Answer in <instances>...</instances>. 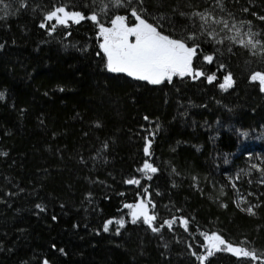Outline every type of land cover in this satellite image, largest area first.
<instances>
[{"label":"trees","instance_id":"obj_1","mask_svg":"<svg viewBox=\"0 0 264 264\" xmlns=\"http://www.w3.org/2000/svg\"><path fill=\"white\" fill-rule=\"evenodd\" d=\"M56 6L86 16L95 11L105 27L130 14L111 0H0V264H200L192 252L204 253L201 233L264 253V176L250 167L264 169V92L250 82L251 74L264 73V56L201 36L194 67L218 79L152 85L107 71L92 21L51 34L50 25L41 28ZM134 6L173 37L195 30L181 12L208 9L238 26L244 21L242 30L250 27L264 41V0ZM229 72L234 85L223 91L218 84ZM145 137L157 168L151 179L137 171L149 159ZM131 178L140 185L127 184ZM241 195L259 205L255 215L237 206ZM141 200H151L154 226L184 218L188 231L179 220L159 232L142 218L132 223L124 205ZM121 218L123 228L113 223L104 231L107 221ZM204 264L260 262L221 251Z\"/></svg>","mask_w":264,"mask_h":264},{"label":"snow or ice","instance_id":"obj_2","mask_svg":"<svg viewBox=\"0 0 264 264\" xmlns=\"http://www.w3.org/2000/svg\"><path fill=\"white\" fill-rule=\"evenodd\" d=\"M111 4L114 7L128 6L130 11V14L127 16L115 15V18L110 19L111 27H105L99 21L98 14L95 11L91 15L86 16L80 11L69 10L67 6H56L53 10L48 11L44 15V22L40 24V27L45 28L47 25H50L48 30L49 34H51L57 27L67 28L70 26V23L79 24L85 19L92 21L99 28V36L102 38L99 48L106 58L105 66L107 71L110 73H123L135 80L146 81L152 85H159L164 81L171 83L175 76L181 78L192 76L194 79L204 76L210 84L216 81L218 77L215 72L206 74L204 71L194 67V58L199 54V40L201 36L207 37L206 42L223 44L225 41H228L231 44L248 49L254 55L260 54L264 56V41L256 38L260 34L252 32L250 27L247 31H243L244 21H241L240 26H238L235 22L230 23L227 18L214 15L213 11L208 9L203 12H181L180 15L187 16L195 30L189 31L186 35L177 38L164 34V31L160 30L163 29V25H154L143 17L142 13L144 9L134 6V4L142 5L143 0H111ZM216 4H222V0H216ZM21 6L23 7L24 5L22 4ZM5 7H11V5L5 4ZM103 10L101 9V11ZM221 11H223L222 7ZM133 18L136 23L129 25L127 21ZM160 19L162 20L163 17ZM261 19H264V17H261ZM247 23L250 25V22ZM214 26H217L219 30ZM220 33H225V35L220 37ZM189 41L193 43L189 44ZM228 50L231 51L232 49L229 48ZM203 60L211 65L214 63V56L203 55ZM224 67L223 64H220L218 70H223ZM250 82H258L259 90L264 92V73L257 71L251 74ZM233 85L234 80L230 72L225 74L223 81L218 84L219 88L223 91H227ZM104 147L106 148L107 145ZM150 148L151 141L148 137H145L143 152L149 159H146L142 167L138 168L137 171L144 173L148 179H151V176L147 175L148 173L157 172V168L149 162L151 157ZM250 167L261 172L262 176H264V169L257 164H252ZM237 179H239V174L237 175ZM261 182L264 183V179ZM126 183L140 185V180L131 178ZM232 187L235 189L236 184L232 183ZM146 191L147 189H145ZM248 195H252V193H248ZM151 203V200H141L135 204L124 205L125 208L129 209L132 223H136L142 218L143 223L151 228L153 232H159L160 227L164 225L171 230L173 224L179 220L180 225L184 227L185 231H188V221L184 218L165 220L164 224L160 227L154 226L157 217L155 214H150L149 212L148 205ZM236 203L240 207L243 204H247L248 201L241 195ZM258 206L249 205L247 208L241 207L240 210L246 211L249 215H255L254 208ZM152 207L155 208V205L153 204ZM37 208L40 211H44V208L40 205H37ZM113 223L123 228L125 221L123 218L115 221L109 220L103 226L104 231L107 232L109 226ZM201 235L204 240V244L202 245L204 253L198 255L196 252H192V255L196 256L200 264H204V261L208 257L221 251L229 252L237 258H249L252 261H259L260 264H264V259L261 258L264 256V253L258 255L255 250H249L244 247L243 242L239 246H234L232 242L226 241L219 234L212 233L209 235L201 233ZM44 264H47V261H44Z\"/></svg>","mask_w":264,"mask_h":264},{"label":"rangeland","instance_id":"obj_3","mask_svg":"<svg viewBox=\"0 0 264 264\" xmlns=\"http://www.w3.org/2000/svg\"><path fill=\"white\" fill-rule=\"evenodd\" d=\"M108 27H111V25L110 26H108ZM102 42V38H101V41H100V43ZM106 59V58H105ZM123 74V73H122ZM126 75V74H125ZM129 77V76H128ZM175 77H179V76H175ZM175 77H173V78H175ZM131 78V77H130ZM133 79V78H132ZM135 80V79H134ZM139 81V80H138ZM144 82H146V81H144ZM164 82H166V81H164ZM168 82V81H167ZM239 198V197H238ZM238 198H237V200H238ZM237 202V201H236ZM250 204H249V202L247 203V204H243V205H241L239 208H241V207H243V208H247L248 206H249ZM224 252H226V251H224Z\"/></svg>","mask_w":264,"mask_h":264}]
</instances>
